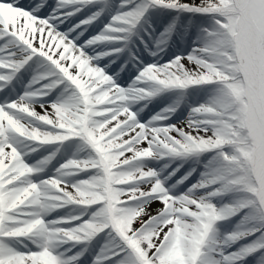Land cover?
Wrapping results in <instances>:
<instances>
[{
    "label": "snow or ice",
    "instance_id": "1",
    "mask_svg": "<svg viewBox=\"0 0 264 264\" xmlns=\"http://www.w3.org/2000/svg\"><path fill=\"white\" fill-rule=\"evenodd\" d=\"M0 264H264V0H0Z\"/></svg>",
    "mask_w": 264,
    "mask_h": 264
},
{
    "label": "rangeland",
    "instance_id": "2",
    "mask_svg": "<svg viewBox=\"0 0 264 264\" xmlns=\"http://www.w3.org/2000/svg\"><path fill=\"white\" fill-rule=\"evenodd\" d=\"M163 30V27L161 28V30L160 31H162Z\"/></svg>",
    "mask_w": 264,
    "mask_h": 264
}]
</instances>
